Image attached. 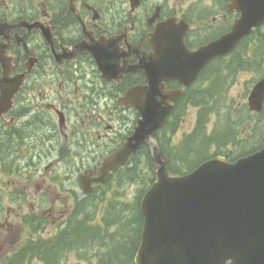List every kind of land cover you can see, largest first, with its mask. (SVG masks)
<instances>
[{
  "label": "flooded vegetation",
  "instance_id": "1",
  "mask_svg": "<svg viewBox=\"0 0 264 264\" xmlns=\"http://www.w3.org/2000/svg\"><path fill=\"white\" fill-rule=\"evenodd\" d=\"M134 1L0 0V264H54L75 235L89 239L74 224L89 197L76 198L72 165H99L131 135L138 112L118 101L145 84L156 46L196 51L245 10L240 0Z\"/></svg>",
  "mask_w": 264,
  "mask_h": 264
},
{
  "label": "water",
  "instance_id": "2",
  "mask_svg": "<svg viewBox=\"0 0 264 264\" xmlns=\"http://www.w3.org/2000/svg\"><path fill=\"white\" fill-rule=\"evenodd\" d=\"M250 3L253 9L230 33L195 52L183 46L179 51L170 43L156 46L152 63L145 60L140 67L147 84L120 100L140 114L133 134L98 168L79 177L89 194L93 184L105 183L141 146L149 145L155 182L140 201L143 229L134 264H264V148L232 163L214 157L188 174L171 176L166 157L152 140L181 93L164 92L162 82L176 80L187 88L208 62L229 54L264 20V0ZM263 103L264 78L247 98L252 112H260Z\"/></svg>",
  "mask_w": 264,
  "mask_h": 264
},
{
  "label": "rangeland",
  "instance_id": "3",
  "mask_svg": "<svg viewBox=\"0 0 264 264\" xmlns=\"http://www.w3.org/2000/svg\"><path fill=\"white\" fill-rule=\"evenodd\" d=\"M251 47H253V44H251ZM262 66L264 71V62ZM262 76L263 73L256 75L254 71L231 75L228 80V88L223 92L224 95L220 97L216 104L217 113H214L215 116L208 115V129L210 130L214 125L215 119L219 118L220 123H223L225 118L232 114V120L237 124L236 126L240 122L242 123L239 130V138H243V142L248 145L258 141L260 131H256L251 138H248V136L253 132L254 127L258 126L260 129L263 128L261 132L264 133V119L257 116H248L244 105H246L251 87ZM238 108L239 110L235 111ZM185 112L180 124L177 125L178 129L175 132L173 142H178L196 124V109L189 107ZM241 147L246 146L242 145ZM75 162L70 169L73 174L74 191L76 198H82L84 196L78 183V176L91 166L79 164L78 161ZM132 164L137 165V173L128 176L125 180H122V175L119 173L118 176L105 184L102 189L97 190L90 197L91 199L85 203L87 213L86 211H84V214L83 211L80 212L79 222L92 226L90 235L93 236L94 233L95 236L89 241L80 242L79 239L77 244L72 246L71 253L54 264H98L100 258H113L114 255L113 264L125 263V258H119L118 256L121 255L122 248L129 242L132 231L136 227V205L139 204V199L143 192L147 190L153 181L150 163L145 155L140 154L133 160ZM176 165L180 166L181 164L176 163ZM60 168L65 169L62 166ZM76 219L75 213V227L79 225ZM98 227H101L100 230H98ZM112 247L114 252L111 257H108V250ZM32 264L41 263L33 261Z\"/></svg>",
  "mask_w": 264,
  "mask_h": 264
},
{
  "label": "trees",
  "instance_id": "4",
  "mask_svg": "<svg viewBox=\"0 0 264 264\" xmlns=\"http://www.w3.org/2000/svg\"><path fill=\"white\" fill-rule=\"evenodd\" d=\"M253 40L256 42V46H254L252 52H235L230 58L218 61L214 64V67L210 66L205 70L200 85V94H204L200 95L198 100H190L189 97L187 98L188 104H192L193 106L199 108V113L197 116V123L194 132L191 135L185 137L181 146L168 151L166 150V145L163 146L158 136H156V140L161 149L165 151L169 157L168 169L171 174L181 175L189 172L203 161L215 155H222L230 161H234L239 157L246 156L257 151L264 146V133L261 132L263 128L260 129L259 126L254 127L252 130L253 132L248 136V138H251L256 131H260L258 141H256L254 144L248 145L247 143H244L243 140H240L239 130L242 123L240 122V124L236 126L237 124L234 122V120H232V114L227 116L225 118V122L223 123H220L218 118L211 132H207L208 115L215 116L214 113H217L216 104L220 97L224 95L223 92L229 86V77L233 74L240 73V71L244 72L247 70H252L256 73H259V70L263 68L264 36L255 38ZM246 113L248 116H257L261 119H264V108L258 115H251L247 108ZM242 145L246 147H241ZM140 154L143 156L145 155L151 164L149 149L146 145L139 151L134 159L140 156ZM132 163L118 171L116 176H118L120 173L122 175V180H125L128 176L137 173V165ZM176 163L181 165H176ZM150 164L149 166L151 168ZM136 206V227L132 231V236L129 242L122 248L121 255L118 256L119 258H125L124 264H132L134 253L139 244L142 228V216L139 212L138 204ZM90 230L92 231V228H90ZM98 230H100V228H98ZM88 234L89 239L87 241H89L94 236L90 235V232ZM79 239L80 236L75 235L73 245L77 244ZM113 252L114 251L112 247L110 250H108V257H111ZM113 258H100L98 264H113ZM48 264L51 263L48 262Z\"/></svg>",
  "mask_w": 264,
  "mask_h": 264
}]
</instances>
